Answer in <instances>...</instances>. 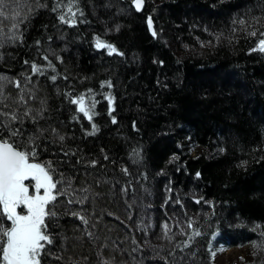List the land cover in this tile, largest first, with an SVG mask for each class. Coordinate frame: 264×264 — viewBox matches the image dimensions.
<instances>
[{
    "label": "trees",
    "instance_id": "1",
    "mask_svg": "<svg viewBox=\"0 0 264 264\" xmlns=\"http://www.w3.org/2000/svg\"><path fill=\"white\" fill-rule=\"evenodd\" d=\"M38 2L46 7L23 25V43L0 49L5 53L0 73L23 79L31 71L24 60L47 63L36 48H51L49 59L56 68L33 77L30 87L39 98L26 99L39 105L40 98L47 97L54 109L49 115L66 135L68 146L85 159L99 162L66 171L76 177L74 185L90 186V196L99 194L95 203L90 199L79 207L88 209L96 225L90 230L100 239L95 243L87 236L76 240L74 218L66 216L56 229L61 238H70L60 240L65 256L77 260L87 256L80 264H103L110 257L127 264H166L155 258V248L170 260L175 258L177 264H216L215 249L226 244L249 249L237 264H264V249L251 243L264 239V160L260 159L264 157V52L248 51L264 38L248 34L250 27L264 31V0H145L142 11L135 10L131 0ZM61 12L67 18L75 13L78 23L69 26L59 21ZM149 13L155 36L147 26ZM254 15L260 17L259 24L252 20ZM241 16L249 29L237 23L242 31H236L237 39L229 42L232 22ZM0 19L11 31L10 22ZM219 33L224 36L217 43ZM97 34L124 55L96 48ZM49 35L53 41L47 40ZM57 56H63V62ZM52 74L57 75L56 81L48 78ZM107 79L111 86L101 87ZM68 89L72 95L83 94L85 104L98 101L93 121L78 111ZM8 92L11 96L5 103L14 109L19 91L13 84ZM109 94L114 97L111 104ZM112 114L117 117L115 122ZM48 156L57 158L56 152ZM66 159L75 163L72 156ZM243 160L248 164L242 165ZM125 185L127 193L122 191ZM193 196L203 200L197 203ZM185 208L187 217H199L194 223L200 235H189L190 229L183 224ZM176 217L185 232L179 231ZM165 219L173 239L164 235ZM189 239L192 243L181 247ZM105 240L104 255L99 256L97 250ZM52 250L59 249L54 244ZM47 264L72 261L47 257Z\"/></svg>",
    "mask_w": 264,
    "mask_h": 264
},
{
    "label": "snow or ice",
    "instance_id": "2",
    "mask_svg": "<svg viewBox=\"0 0 264 264\" xmlns=\"http://www.w3.org/2000/svg\"><path fill=\"white\" fill-rule=\"evenodd\" d=\"M131 4L134 5L135 10L142 11L145 0H131ZM41 7H46V5H41L38 0H0V17L6 18L11 27V31H8L9 24L0 19V49L23 43L24 31H26L23 25L30 23ZM67 7L71 12L72 4ZM261 16H264V11L261 12ZM58 19L69 26L78 23L75 13L71 15V18H67L61 12ZM252 20L256 24L260 23L258 16H252ZM146 22L152 35L155 36L157 32L151 13L147 15ZM232 23L233 29L230 31L229 42L237 39L236 31H242L236 27L237 23L244 25L245 29H249L244 16H241L238 21L233 20ZM112 30L111 28L108 29V31ZM116 30H119L118 25ZM205 31L208 29L205 28ZM248 34L252 37H256L258 34L264 37V31H260L256 27H250ZM216 35L217 43L221 42L224 34ZM47 40L53 41L54 37L49 35ZM201 43L203 44L204 41ZM35 44L39 46L41 41L36 40ZM95 47L98 49L106 48L109 53L119 52L121 56L124 55L115 44L108 41L102 42L98 34L96 35ZM257 50L264 52V38L258 39L255 47L248 49L249 52ZM51 51V48L43 50L37 47V55L42 53L43 60L47 63L41 64L37 63L36 60L25 59L24 63L30 64L31 71L24 74L23 79L19 76L0 73V264H47V257H56L58 260L66 259L72 261V264H80V260H87V256H82L80 260H77L73 255L65 256L64 254L65 244L60 243V240L70 241V238L66 236L61 238L56 229L61 227L60 221L66 216L74 218L75 229L73 231L76 233V240H81L87 236L95 243L96 240L100 239L97 233L90 230L96 225L92 222L93 218L89 216L88 209L79 207L85 205L90 199L92 203H95V196L99 194L94 193L90 196V186L80 188L79 185L73 184L76 179L75 176L66 175L68 169L79 171L80 167L84 165L96 166L99 162L96 159H85L78 154L77 149L68 146L66 135L62 134L61 128L54 126L52 122L49 113L54 109L49 105L47 97L40 98L39 105L26 99V96L37 97L36 89L30 87L33 77L36 75L45 76L47 70L56 68V65L49 59ZM4 55L5 53L0 51V59H3ZM56 59L63 62L64 57L57 56ZM159 63L163 64L164 61L161 60ZM48 78L56 81L57 75L52 74ZM64 78L67 79V77ZM13 84L19 91V94L14 97V100L18 101L14 109L11 104L5 103L11 96L8 89ZM111 84L112 81L107 79L101 82V87L104 85L111 86ZM66 91L72 103L78 105V111L87 116L89 121H93L92 111L98 101L93 99L90 103L85 104L83 94L75 96L72 95L70 89ZM85 91L91 92L92 90L86 89ZM112 100L114 97L109 94V104ZM76 118L73 117V119ZM111 119L115 122L117 117L112 114ZM133 126H136L135 122H133ZM91 128L93 131L97 130L95 122L92 123ZM256 149L259 150L260 145H256ZM51 152L57 154L55 161L48 156ZM133 155L138 157L139 153L134 152ZM69 156L74 157L75 163L66 159ZM107 158V156L104 157V159ZM260 159L264 160V157H260ZM241 164L247 165L248 161L243 160ZM123 171L128 172L127 165L123 166ZM195 175L200 177L201 172L197 171ZM100 182V180L96 181V183ZM127 188L128 185H125L122 191L127 193ZM192 199L200 203L203 197L193 196ZM205 202L212 203L211 201ZM179 203L183 204L182 201ZM184 213L186 218L183 224H186L190 229L189 235L193 233L200 235L201 232L194 223L199 217H187L186 208ZM77 219L82 224L77 223ZM95 219H99V217H95ZM176 221L179 231L185 232L179 217H176ZM162 227L164 235L168 239H173L169 235V220L165 219L162 222ZM61 231H66V229L61 228ZM218 232L219 229L214 231L212 236L215 237ZM261 236L264 237V230H261ZM191 243V239L185 240L181 247ZM251 243L257 248L264 249V239L252 240ZM54 244L59 249L58 251L52 250ZM73 246L76 245L73 243ZM106 246L107 240L97 250V255L103 256L102 249ZM114 247L119 248L120 246L114 245ZM144 247L145 245H140V248ZM136 250L133 249V251ZM120 251L123 253L124 249L120 248ZM152 252L155 258H159L166 264H177L175 258L170 260L169 255H162L155 248L152 249ZM171 255L173 257L177 255L175 248L172 249ZM180 259L183 260V257L181 256ZM103 264H127V261L117 262L115 257H110Z\"/></svg>",
    "mask_w": 264,
    "mask_h": 264
},
{
    "label": "rangeland",
    "instance_id": "3",
    "mask_svg": "<svg viewBox=\"0 0 264 264\" xmlns=\"http://www.w3.org/2000/svg\"><path fill=\"white\" fill-rule=\"evenodd\" d=\"M249 254L247 246L230 247L220 244L215 250L216 264H237L238 261Z\"/></svg>",
    "mask_w": 264,
    "mask_h": 264
},
{
    "label": "bare ground",
    "instance_id": "4",
    "mask_svg": "<svg viewBox=\"0 0 264 264\" xmlns=\"http://www.w3.org/2000/svg\"><path fill=\"white\" fill-rule=\"evenodd\" d=\"M151 31V30H150ZM255 222V221H254ZM244 246H246V245H244ZM216 250V249H215Z\"/></svg>",
    "mask_w": 264,
    "mask_h": 264
}]
</instances>
